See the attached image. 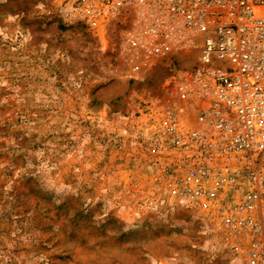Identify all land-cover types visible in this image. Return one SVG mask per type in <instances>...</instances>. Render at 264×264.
<instances>
[{
  "label": "rangeland",
  "instance_id": "374dc122",
  "mask_svg": "<svg viewBox=\"0 0 264 264\" xmlns=\"http://www.w3.org/2000/svg\"><path fill=\"white\" fill-rule=\"evenodd\" d=\"M60 4L0 0V264H244L170 184L138 104L155 82Z\"/></svg>",
  "mask_w": 264,
  "mask_h": 264
},
{
  "label": "built area",
  "instance_id": "2783aa9c",
  "mask_svg": "<svg viewBox=\"0 0 264 264\" xmlns=\"http://www.w3.org/2000/svg\"><path fill=\"white\" fill-rule=\"evenodd\" d=\"M60 1L120 77L157 85L138 104L149 140L180 163L172 188L223 250L264 264V0Z\"/></svg>",
  "mask_w": 264,
  "mask_h": 264
}]
</instances>
